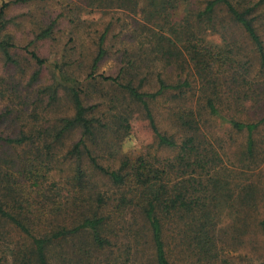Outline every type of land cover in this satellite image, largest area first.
Returning <instances> with one entry per match:
<instances>
[{
  "label": "rangeland",
  "instance_id": "1",
  "mask_svg": "<svg viewBox=\"0 0 264 264\" xmlns=\"http://www.w3.org/2000/svg\"><path fill=\"white\" fill-rule=\"evenodd\" d=\"M4 1L8 5L0 40L13 45L7 49L9 59L0 50V136L15 138L23 132L34 140L17 152L30 154L41 166L39 187L31 193L34 213L28 217L35 220L37 235L73 227L93 212L104 215L123 193V188L91 170L85 148L80 147V162L70 155L81 137L79 128L54 139L59 119L74 114L70 86L79 90L83 104L91 107L89 116L98 120L92 155L103 166L117 169L125 158L164 160L172 151L157 144L142 104L103 77L121 72V82L133 80L141 91L154 92L160 76L174 85L184 81L189 85L179 89L183 96L169 89L147 99L158 131L177 142L185 140L192 134L185 123L193 110L200 140L215 150L218 175L229 180L230 194L234 198L240 187L249 194L245 211L236 209L242 207L239 197L218 202L224 208V223L244 218L249 227L240 241L224 235L228 245L221 259L225 261L217 264H264V241L257 227L264 212V121L253 133L254 155L249 160L245 158V132L229 124L230 119L251 122L264 117V71L258 76L259 61L245 34L237 27L197 31L190 20L204 0H0V6ZM262 11L264 3L256 13ZM255 26L264 40V15L255 20ZM187 28L196 30L214 51L233 50L240 65L235 69L213 65L207 83L193 70L180 44L181 31ZM46 29L48 33L39 37ZM103 34L105 54L92 68ZM29 51L43 63H37ZM246 66L250 73L243 78ZM207 97L214 100L218 115L209 117L204 106ZM2 159L0 150V163ZM79 172L83 175L77 178ZM81 181L84 185L79 186ZM98 196L106 200L105 207L98 205ZM227 210L233 214L230 219L225 218ZM133 221L132 212L125 211L114 230L116 247L110 259H120L134 243ZM30 243L20 229L0 219V264H20L21 253ZM90 246L89 238L82 235L58 238L49 245L48 258L52 264H88L89 259H78L76 252L79 248L99 257Z\"/></svg>",
  "mask_w": 264,
  "mask_h": 264
},
{
  "label": "trees",
  "instance_id": "2",
  "mask_svg": "<svg viewBox=\"0 0 264 264\" xmlns=\"http://www.w3.org/2000/svg\"><path fill=\"white\" fill-rule=\"evenodd\" d=\"M163 1L169 3V0ZM263 3L264 0H204L202 6L192 14L190 23H194L197 31L239 28L257 55V74L260 76L264 71V40L257 31L255 20L264 15V11L256 13ZM7 5L8 2L4 1L0 6V31L6 23L3 14ZM195 31L191 28L182 30V38L179 41L193 70L207 83L211 82L213 65L227 64L234 69L240 65L233 50L214 51L205 46L204 37ZM47 33L48 29L40 32L38 36L44 37ZM104 36L105 34L99 40L92 68L105 54L102 46ZM12 45L8 40H0V50L6 59L10 58L7 49ZM180 50L182 52L181 47ZM29 53L37 63H43L35 52ZM243 71L245 78V75L250 73L249 67L246 66ZM103 78L121 86L131 99L142 104L158 139L157 144L170 149L172 155L156 161L147 160L143 156L125 158L117 169L103 166L91 151V147L96 144L93 139L98 120L89 116L91 107L83 104L79 90L71 85L70 100L74 114L59 119L54 128V139L61 138L69 130L79 128L81 137L70 155H76V160L80 162V147L85 148L91 170L107 177L113 185L123 188V193L110 212L104 215L93 212L73 227H60L49 236H38L35 220L28 217L34 213L31 193H34V187H39L41 166H37L30 154L17 152L20 147L29 142L32 144L34 140H28L32 136L23 132L15 138L0 136V150L3 154L0 163V219L15 225L31 240L30 247L21 253L20 264H52L47 252L52 240L75 235L89 238L90 247L99 254L96 258L90 251L78 248L76 256L80 260H92H88V264H182V259L185 264H217L225 245H228L224 235H228V239L233 241H240V235L249 227L244 218L236 223H224V208L219 206L218 202L239 197L242 207L236 209L245 211V206H248L245 201H248L249 194H246L247 190L243 192L245 187H240V192H237L234 198L233 194H230L229 180L224 181L218 175L220 168L215 150L208 146L206 140H200L193 110H189L190 117L185 123L192 134L177 142L171 136L158 131L147 102L148 98H154L169 89L179 90L189 83L184 81L174 85L159 76L156 80L157 90L150 92L141 91L138 85H134L133 80L121 82V72L115 77ZM178 92L180 96L183 94L182 90ZM204 106L209 117L218 115V108L211 97L206 98ZM200 115L196 111V117L199 118ZM263 121L264 117L251 122L229 120L232 129L245 132L247 136L245 158L248 160L254 155L253 133ZM47 146L51 147V144ZM82 175L83 172H79L77 178ZM26 181H29V184H25ZM78 185L84 184L81 181ZM97 203L102 207L107 205L101 196L97 197ZM255 206L253 204V207ZM127 210L132 212L134 218L130 229L134 243L126 247L125 255L120 259H110L109 255L116 247L112 239L116 233L114 230L120 225L123 213ZM229 213L227 210L226 219L233 215ZM24 215L26 219L21 217ZM109 221L113 223L110 225ZM257 227L264 241V212Z\"/></svg>",
  "mask_w": 264,
  "mask_h": 264
}]
</instances>
